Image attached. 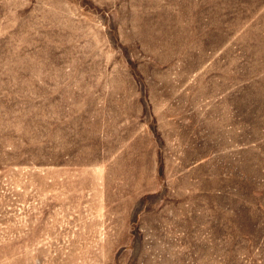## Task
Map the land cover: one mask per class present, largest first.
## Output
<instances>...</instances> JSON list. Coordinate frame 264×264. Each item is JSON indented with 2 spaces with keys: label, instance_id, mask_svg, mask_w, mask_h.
Listing matches in <instances>:
<instances>
[{
  "label": "rangeland",
  "instance_id": "rangeland-1",
  "mask_svg": "<svg viewBox=\"0 0 264 264\" xmlns=\"http://www.w3.org/2000/svg\"><path fill=\"white\" fill-rule=\"evenodd\" d=\"M0 264H264V0H0Z\"/></svg>",
  "mask_w": 264,
  "mask_h": 264
}]
</instances>
